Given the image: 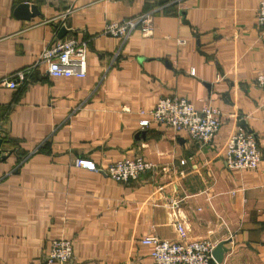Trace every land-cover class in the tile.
Returning a JSON list of instances; mask_svg holds the SVG:
<instances>
[{
  "label": "crops",
  "instance_id": "obj_1",
  "mask_svg": "<svg viewBox=\"0 0 264 264\" xmlns=\"http://www.w3.org/2000/svg\"><path fill=\"white\" fill-rule=\"evenodd\" d=\"M23 3L28 9L19 10ZM162 3L149 36L137 30L124 41L102 32L107 21ZM259 4L0 0V80L29 70L18 86L0 85V264H60L47 261L51 241L60 237L74 243L66 264H151L147 235L224 241L223 264H264ZM32 5L41 14L27 18ZM70 36L88 42L84 77L52 75L35 64L50 42ZM174 94L220 110L214 143L141 125V110ZM238 125L262 147L255 171L226 166ZM136 155L158 171L122 183L77 163L88 157L105 166ZM182 219L185 234L177 228Z\"/></svg>",
  "mask_w": 264,
  "mask_h": 264
},
{
  "label": "built area",
  "instance_id": "obj_2",
  "mask_svg": "<svg viewBox=\"0 0 264 264\" xmlns=\"http://www.w3.org/2000/svg\"><path fill=\"white\" fill-rule=\"evenodd\" d=\"M165 4L162 3L134 17L107 21L102 32L124 41L137 30L149 36L154 31V14L160 6ZM258 25L264 29V0H260L258 7ZM88 51L89 45L86 40L75 36L60 38L50 42L43 49L35 64L45 65L52 75L84 77L87 74ZM28 71L22 70L15 77L0 80V85L16 87L26 80ZM191 71L194 72L193 69ZM256 82L264 90V71L257 75ZM140 113L142 114L141 125L149 126L152 123L165 125L177 132L187 133L204 145L214 143L222 125L219 109L211 105L196 107L187 97L177 94L161 97L152 108L141 110ZM262 159L263 151L256 134L238 125L228 143L225 158L228 169L255 171L259 169ZM182 162L184 163L185 160ZM77 163L85 169L104 172L122 183H129L146 173L158 171L157 164L142 155L121 157L105 166L98 165L88 157H80ZM162 169L167 170V167L164 166ZM172 206H178V202H174ZM177 228L185 234L186 225L183 219L177 221ZM142 241L154 247L151 264H223L214 257L213 252L218 243L210 238L174 241L157 235H147L142 238ZM73 245V240L69 238L53 239L47 261L66 264L73 256Z\"/></svg>",
  "mask_w": 264,
  "mask_h": 264
},
{
  "label": "water",
  "instance_id": "obj_3",
  "mask_svg": "<svg viewBox=\"0 0 264 264\" xmlns=\"http://www.w3.org/2000/svg\"><path fill=\"white\" fill-rule=\"evenodd\" d=\"M29 5L28 3H23L22 5H20V7L18 8L19 10H22V9H28ZM32 10L31 13L28 12V14L26 15L27 18H30L32 16H35V15H39L41 14V12L37 9V7L35 5H32L31 6ZM62 31H65L67 30L65 27H62L61 28ZM2 142V139L0 138V143ZM4 153L2 151H0V155H3ZM228 250L227 247H225V244H224V241L218 243L214 249V257L216 258V260L218 262H222L223 261V258H224V253Z\"/></svg>",
  "mask_w": 264,
  "mask_h": 264
}]
</instances>
